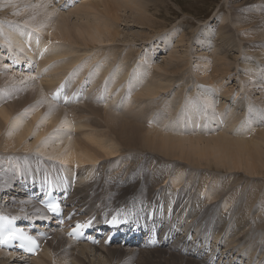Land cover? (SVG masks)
Instances as JSON below:
<instances>
[{"label": "rangeland", "instance_id": "obj_1", "mask_svg": "<svg viewBox=\"0 0 264 264\" xmlns=\"http://www.w3.org/2000/svg\"><path fill=\"white\" fill-rule=\"evenodd\" d=\"M47 1H49L50 3ZM93 1H95L96 3H106V1L110 0H15L14 4L17 6L13 8H17L16 10L18 14V17L15 16V19L18 18L15 21H10V19L8 20L9 17H14L13 14L9 13L7 15L8 18L4 15L2 16V9H4L6 4L9 5L10 0H7L5 4L2 3V6L0 5V78L2 79L1 81L4 80V82L0 81V108H6L7 106L10 107L13 102H15L16 100L18 101L19 99H25L27 95V100H23L20 105L21 108H18L20 110L18 114L20 115L19 118L24 117L22 118L24 119V121H26L24 124L30 123L32 121V117L29 116L30 107L31 109L33 108V106L42 107V102L36 101V93L38 89L40 87L43 89L45 86L47 87L49 84H51V82L61 79L63 81L60 80V84H57L58 82L54 84L52 83V87H48L49 89H47L44 95H41L42 97L40 96V98H46L47 100L52 101V104L59 105V109H62L65 112H70V116L68 114L67 120L71 119L70 121H72V126H74V124L76 123H84L85 117H81L80 113L76 116L75 114H78V112H72L73 109L75 111H79L80 107L81 109H84L83 111H90L91 108L95 106L93 108L98 107V109L101 110L104 114L106 111L110 110L113 115H116L118 117H121L125 114L130 115V113L132 114L133 111L136 112L143 108L142 110L145 111V114H148L144 118L143 124L138 125L144 126L147 130H150L152 128L158 131L161 130L165 134L174 132L173 134H182L184 138H193L194 135H197L198 137H201L203 139L205 138L202 145L205 143L207 144V142L205 141L216 138L219 132L223 130L230 132V135L233 136H235V134H242L243 136L246 135L248 141H250L251 138L255 141L258 140L257 145L260 153L255 160L246 159V167L241 166L239 169H230V167H228L227 165L226 168H218L214 163V159L210 157L208 160H204V163H206L207 166H204L202 168V166L196 165L197 162L189 163L185 160L177 159L178 161L176 162L178 163H176V165L185 167V169H187V172H185L184 168H182L176 176L170 179V184L174 188L180 190L184 185L185 180L189 176H192L197 172L206 173L205 175L209 176V178L207 189L201 194L202 198L206 201H202L203 204L212 203L215 197L213 196V194L208 192V187L210 189L218 188L222 183L224 186L228 184L227 187L225 186L227 188L226 190L233 193L232 195L235 197V199L231 200L232 203L230 202V204H228V207L223 209L221 207L217 210L213 209L212 207H208L210 208L209 212L220 213L217 215V217L214 216L213 213H211L208 220L210 221V223H215L217 220L216 218L221 217L219 219L223 223V235H226L228 239L231 240L232 237L230 235L235 234L237 236L238 244H228V242L226 243V241H223L221 239L217 243L221 242L222 245L216 246L212 241L211 244H208V252H212L213 249H219L222 250V253L227 254L231 249L235 248L236 250H233V254L239 253L241 250L244 251L243 253L245 254L249 252L250 249L256 248L257 242H264V224H262L259 220V215L261 213L264 214V139L260 134L261 132H264V96H262L264 94L259 93L258 95H253L252 93H250V88H247L249 87V85L247 84L250 83L251 85L253 82H259L260 85H264V64L260 65L255 59L251 57L250 54H245L243 47L245 46L257 49L258 45L264 46V37L262 34H256L254 37L252 35L253 29L258 27V23L260 21L264 20V0H155V2L153 0H140L144 3H147V5H150L149 13H146L145 16L147 20L151 22V25L153 27L151 26L148 28L146 26L143 27L136 24H134L136 25L135 27H128V25H133V23H130L132 21H125V19L120 21L113 17H110L108 15V12L103 7L105 4L100 3V7L98 9L90 10L87 4L92 3ZM38 4L41 7H43L42 4L49 5L50 7L48 6V11H54V14H52V16H50L49 18L51 23L57 21L59 19V16L62 17V15H70L67 23V26L69 27H73L75 26V24L76 26H81L82 24L84 25L85 21H93L95 23L101 22V24H99L104 29H108L111 32L117 31L120 36L117 37L115 42H111L110 44H106V42L104 44H93L87 41L88 38L79 37L74 32L73 36L75 38L73 37V42L61 44L62 46H55L58 48V51L67 48L68 50H70L67 52H70L71 55L69 53L67 57L58 58L60 62L57 59L53 60V62L51 61L47 63L49 65H47L44 60L42 61V57L39 58L40 60L34 57V60L30 61V58L26 57L21 49L12 44V41L8 38L7 32L3 29V27L8 26L10 28V26H13L12 28H14L16 25H25L27 23L25 21H27L26 16L28 14L31 13L32 18L39 14L35 11V8L38 7ZM23 7L25 8L23 9ZM22 11L25 12H23L25 15L21 17ZM118 15L122 16L123 13L120 12L118 13ZM128 16H130V14ZM128 16L125 15V17ZM237 21H240L241 23ZM224 25H227V27H229V33L226 34L224 39L225 41H222L214 35L216 33H219V31H221L220 29L225 27ZM45 28H47V26ZM31 29L32 30H30L29 35L31 40L34 39V33L38 35V38L43 35L41 29L37 27H31ZM15 31L18 32L17 30ZM248 33H250L251 36ZM5 35L7 36V38ZM47 37L49 39V45H47V48H50L52 46V43L56 41H53L55 40V38L53 37ZM141 37L145 40L142 41ZM42 39L43 40H33L31 45H27V49L31 46H39L40 48H43L44 45L47 44V40L43 36ZM59 43L62 42L59 41ZM199 43L200 45H198ZM203 46L205 47L203 48ZM47 48L46 50H48ZM75 52L77 53L76 56ZM185 52L187 55L184 54ZM98 54H101V58L98 57L94 61L96 64L93 62L94 65L88 67L89 72H87L86 78L81 81L78 78V75L80 73H86L87 71L85 70L87 68H85V63L83 60H86L87 62L90 57L95 58L94 55L98 56ZM17 55L24 59L21 63L16 62L18 59ZM78 56L82 57L81 59H83L79 62L78 66L70 70H67V68L55 70L57 62L61 63V61H65L66 59L68 60L71 57L78 58ZM106 57L110 59H107ZM171 58H173L174 60ZM220 58H223V60H220ZM106 60H109L108 63H112V67H110V74H107L105 78L101 75L96 76V73L92 70H96V68L100 66V64L105 63ZM169 60L170 62L173 61V64L183 62L180 65H184L181 68L184 70L180 69L177 72L165 71L166 73H164L163 70L159 69V66L165 65L169 62ZM207 63L209 65H207ZM245 65L246 68H244ZM117 66H119L120 69H124V74L122 79H119V81L117 80L116 83H113V81L111 80L115 78L116 74L118 75L119 72L116 70ZM208 67L211 68L209 69ZM226 68L230 69L228 74L225 73ZM92 72H94V75L90 77L89 73ZM207 74L210 76V80H207L205 78L206 76H208ZM95 77L98 78L95 80V82H93V78ZM143 77L147 78L146 83L148 81L157 82L161 80L162 82L167 83L169 87L166 88V91H161V93H159V95L155 97L136 98L135 93L139 91L134 90L131 93L129 86L131 85V82L134 81V79H142ZM118 82L120 83L118 84ZM75 85L79 87V89H77L78 93L76 92L75 88V91L73 90V94H70V96L67 95ZM61 87H63L64 89L61 90V92L59 91V95H57V90H60ZM258 90H263L262 92L264 93L263 88H260ZM76 93L77 95L75 96V101L73 97ZM210 93L216 98V103L213 104L216 113H214L212 111V108L207 105V103L213 100V97L210 95ZM29 94V98L31 100L28 98ZM52 94L56 96L53 95L52 98ZM225 95H227L228 97H225ZM31 97L34 99H32ZM188 100H192L193 102H196V104H200V106L202 105L205 107L204 118H201V115H203L201 112L197 111L196 114L195 112H193L191 115H189L188 110L183 111L185 110V102H187ZM17 101L16 104H18ZM34 101H36L37 104ZM62 101L67 102L62 103ZM33 103H35L36 106ZM75 107H78V109ZM66 108H71V110L69 109L68 111ZM221 108L222 110H220ZM41 111L43 112V109H41ZM23 112L25 113L23 114ZM44 112L46 113L45 108ZM73 113H75V116L73 115ZM102 113L101 116L99 115V117H91L88 113H86V115L87 117L89 116L93 119L95 118L96 120L98 119V121L105 123L103 119L104 117H102ZM213 113L216 116L215 119H217V121H219L220 123L219 126L217 125L216 121H214L213 123H209L208 115L211 116ZM41 115H43V113ZM184 116H186L187 118L188 116H191V118L193 117L192 121L189 123L185 122L186 120L184 119ZM41 118L42 117L40 116L35 121V123L33 124L34 128L32 129H35V127L37 129L38 126L43 128L44 125L45 128L47 127L46 122L41 121ZM233 118L234 126L232 124L233 127L231 125L228 127L230 119ZM250 119L254 120V123H248L247 120ZM59 121H61V119ZM2 124L6 127H2V130L4 131L5 129V131H2L0 135V163H2V161H5V163H2V165H0V173L2 171L8 170L9 172L14 173V176L8 177L7 179H5L6 181H0V185H6L9 182L7 190H4L5 192H9L10 190L17 193L15 189L20 188L18 184H21L25 180V177L26 179L29 178L28 175L23 176V173L28 172L29 176L32 174L36 175L37 178H35V181H38V179H40L41 182L42 179L45 178V173L49 174L54 172L42 167L39 160L38 162H33L32 166L29 165L30 162L28 163V159H31L30 155L40 157V159L45 160L46 162L48 160H51V162L53 163L56 161L55 163H58V166L62 165L59 164L61 163L60 161L64 162V155H57L54 153L49 155V157H45L46 155L44 153H41L42 149H51L50 146L45 147L44 144L45 142H48L50 140V137L55 136L54 134H52L54 131L53 129H50L48 133H46L45 137H43L37 143H35L36 137L34 136V133H30L27 139L23 140L22 147L18 149L3 150L4 145L2 142L6 141L10 137L8 126H10L11 123H8L6 125L1 122L0 125L2 126ZM57 124L58 123H56L54 127L58 126ZM170 125H172V127ZM65 130L62 128L61 130H59V133L62 131L61 134L66 133L69 137L75 140L78 139L86 143H89V140L94 139L93 141L96 144L100 143L119 151L115 156L108 157L107 159L109 161L107 160L105 161V163L103 162V165H110L111 169H117L120 166H124L130 162L127 160V156H124V154H130V158H132V156H136L132 154L143 153L142 155H145V153H148L150 154V156H155L161 162H164L163 164H172L173 161L169 160V157H166L163 151L149 150L150 152H147L141 151L137 148L129 152L124 148V146L122 147V145L116 140V137L114 135L110 134L109 138L107 139V137H105L104 135L107 136V134L109 133L108 130L103 127H88L80 129H74L71 127L69 131L68 129L66 130L68 133ZM167 130L169 132H167ZM59 133H57L56 135L60 136L61 134ZM97 135H101L103 136V138L100 136L97 137ZM90 136L92 137V139L89 138ZM94 136H96V140H99L100 142L96 141ZM52 139L58 141L59 138ZM60 142L63 143V141ZM90 143L89 145H91L100 154H104L99 146ZM26 146H28V150H25ZM121 151H123V153ZM61 153H63V151L60 152V154ZM100 162L95 164L96 166H92V164H86L84 166H81V169H83V167L84 169L80 170L83 172L84 176L87 175L89 171H92L91 174L95 176L98 174ZM252 162H254V164L259 167L256 172L255 170L249 169L252 166ZM64 163L66 164L67 168L71 169L74 166V168L77 170L79 166L76 164L72 165L67 164L66 162ZM89 166H91V168ZM33 170H35V172H32ZM85 170H87V172ZM39 173H41L42 175H39ZM15 176H18V178H22L17 179L18 181L10 184L11 179ZM52 177H54V174L52 175ZM124 178L125 174L123 175V179ZM236 181L238 182V184ZM26 184H28L29 186L31 183L26 182ZM165 184H167V182H165ZM73 189H75V187ZM134 189V186H126L121 188L120 191L123 193H127L129 191H133ZM5 192H3V190L0 191V195H2V197H0V200H2V202L5 200ZM180 193H182V191ZM233 196L232 198H234ZM4 205H8V203ZM224 205L225 204H223V207ZM190 223L196 225L198 224L194 223L193 221H191ZM196 225L193 226V229L196 228ZM243 227L246 228L243 229ZM213 237L214 236L211 235L210 239ZM159 247L160 246H158V248ZM263 251L264 249H262V251L259 250L256 255H261ZM96 254H98L96 257H89L87 264H143V261L133 262L130 261L131 259L125 262H117L116 260H113L106 255L100 256L101 252ZM258 261L259 260H257L256 258H253L251 260V262L254 263ZM29 262L32 264H41L42 261L40 260V262L33 263L34 261L31 260ZM247 262L248 259H244V263L247 264ZM25 263L26 262H16L12 264ZM148 263L154 264L153 262ZM169 263L173 264V261L170 260Z\"/></svg>", "mask_w": 264, "mask_h": 264}, {"label": "bare ground", "instance_id": "obj_2", "mask_svg": "<svg viewBox=\"0 0 264 264\" xmlns=\"http://www.w3.org/2000/svg\"><path fill=\"white\" fill-rule=\"evenodd\" d=\"M6 1L0 0V5L2 6L3 5L2 3L5 4ZM14 1L15 0H10L9 5L6 4L4 9H2V16L4 15L7 17L9 13L14 15V17L12 18L7 17L8 20L10 19V21L11 20L15 21L18 19V18L15 19V16L18 17V14L16 10L17 8H13L17 6L14 4ZM143 1H140V0H110V1H106V3L104 2L96 3L95 1H93L92 3H88L87 6L90 8V10H96L100 7V3L105 4L103 7L108 12V15L110 17H113L120 21L123 19H125V21H129V20L132 21L130 23H133V25L132 24L128 25V27H135L136 25H141L143 27L146 26L148 28V27H151L152 25H151V22L147 20L145 15L146 13H149L150 5H147V3H144ZM153 1L155 2V0ZM40 5H41V2H40ZM40 5L38 4V7L35 8V11L39 14L35 13L37 15L34 16V18L31 17L32 16L31 13L28 14L26 16L27 21L25 22L27 23L25 25L23 26L16 25L14 28H12L13 26H10V28L8 26L3 27V29L6 30L7 32L8 38L12 41V44L18 47L19 49H21V51L24 52V55L30 58V61H33L34 57L38 59L42 57L41 58L42 61L44 60V62H46L47 64L51 61L53 62V60H56V59L58 60V58L67 57L68 54L70 53V52L68 53L67 51H70V50H68L67 48H64L61 51H58V48L55 46L61 45L64 43L66 44L69 42H73L75 38L73 36L74 32L79 37L88 38L87 41L93 44H104L105 42L106 44L107 43L110 44L111 42H115L117 37L120 36V34L117 31L111 32L108 29H104L100 25L101 22L95 23L93 21L92 22L85 21L84 25L82 24L81 26H76L75 24V26L69 27L67 26V23L70 18V15H62V17L58 15L59 19L55 21L54 23H51L49 18L50 16H52V14H54V11L53 10L48 11L49 5L42 4L43 7H41ZM24 8L25 7H23V9ZM23 12L24 11H22V14L19 13L21 14V17L25 15L24 14L25 12L24 13ZM120 12L123 13L122 16L118 15V13ZM129 14L130 16H128ZM125 15H127L128 17H125ZM240 21H237V22H240ZM30 26L37 27L42 30L41 31L43 34L42 36L45 37V39L47 40V44H45L43 48H40L39 46H34V47L31 46L30 48L27 49V45L28 46L31 45L33 40H36V39L43 40L42 36L38 38V35L36 33H34L33 35L34 39L31 40L29 35H30V30L32 29ZM46 26L47 28H45ZM15 30H17L18 32H16ZM220 30L221 31H219V33H216L214 36L218 37L219 40L223 41L225 39L226 34L229 33V27H227L226 25ZM252 32H253L252 34L253 37L256 34H262L264 37V20L260 21L258 23V27L254 28ZM47 36L51 38L52 37L55 38V40L53 41H56L52 43V46L50 48H47V45H49L48 43L49 39ZM144 40L145 39H142V41ZM59 41H61L62 43H59ZM197 42H202V41H197ZM198 45H200V43ZM204 47L205 46H203V48ZM46 48L48 50H46ZM243 48H244L245 54H250L251 57L255 59L260 65L264 64V46L258 45L257 49L245 47V46ZM184 54H186V52ZM76 55L77 53L75 54V56ZM100 56L101 54H98V56L94 55L95 58L90 57L87 60V62L86 60L81 59L82 57H79V56L78 58L71 57L68 60L64 59L65 61H61V63H58V62L56 63L57 65L55 67V70H60L63 68H67V70H70L78 66L79 62L83 60L85 63L84 66L85 68H87L85 70L87 71L86 73L84 72V73H80L79 75L77 74L78 78L82 81L83 79L86 78L87 72H89L88 67H91L92 65H94L95 63L94 61L98 57L101 58ZM17 57L19 60L17 59L16 62L21 63L22 60H24L19 55H17ZM107 59H110V58H107ZM221 59L223 60V58H220V60ZM108 61L106 60L105 63L100 64V66H98L96 70L95 69L92 70L96 73V76L101 75L102 77L105 78L107 74H110V69H111L110 67H112V63L110 64L108 63ZM172 62L173 61L170 62L169 60V62L166 63L165 65L159 66V69L163 70L164 73L177 72L184 66V65L183 66L180 65L183 62H178L176 64H173ZM207 65L209 64L207 63ZM223 66H226V65H223ZM116 68L115 69L119 72H118V75L116 74V77L111 80L113 81V83L114 82L116 83L117 80L119 81V79H122L123 74H124L123 68L120 69L119 66H117ZM208 68L210 69L211 67H208ZM244 68H246V65L244 66ZM181 70H184V69H181ZM225 70H226L225 71L226 74H228V72L230 71L229 68H226ZM94 72L89 73V76L91 77L92 75H94L93 74ZM208 76H206L205 78L207 80H210V76L209 77ZM97 78L98 77L93 78L94 80L93 82H95ZM1 80L2 79L0 78V81ZM60 80L61 79L53 81L47 87L43 86L44 87L43 89L40 87L41 89L39 88L38 91L36 90L37 91L36 101L42 102L41 103L42 107L40 106L34 107L33 105H31L33 106V108L31 109L30 107L29 109L30 111L29 116L32 117V121L30 123L24 124L26 122L24 121V119H22L24 117L19 118L20 115L18 114L20 112L18 108H21L20 105L23 100L24 101L25 99L27 100L26 98L27 95L25 99H21V100L19 99L20 101L19 100L17 101L15 99L18 102V104H16V101H15L13 102V104H11V106L9 105L10 107L7 106L6 108L5 107L0 108V123L2 122L6 125L8 123H11L10 126H8L9 128L8 132H10V137L7 140L5 138L6 141L2 142L4 145L3 150L18 149L22 147L23 140H26L30 133L31 134L34 133V136L36 137L35 143H37L43 137H45L46 133H48L50 129H53L54 131L52 134H54L55 136L50 137L51 141L49 140L48 142H45L44 144L45 147L50 146L51 149L50 148L49 150L42 149L41 153H44L46 155L45 157L47 156L49 157V155L54 154V153L57 155H64L65 156L63 158L64 162H66L67 164H72V165L76 164L80 166V167L78 166L77 168V172L80 176L79 181L77 183L78 185L76 184L75 189H73L72 188L73 184L70 181L69 198L65 202L66 211L68 213L75 211V216L72 219V221L67 222L65 226L74 225L76 221H88L89 222L93 220L94 226L97 228V227H100L103 223L107 222L110 219L111 215H113L114 213H117L120 216H124L132 220L133 219L136 220L137 225L142 224V228H141L142 230H145L147 227L152 228L153 226H155V228L158 230V233H159V236L157 234V237H159L160 247L159 248L158 246L154 248L148 247V245L145 244L144 239L138 240L137 238H134L128 243H125V239H121L117 241L118 243L110 247H107L104 245L105 239L101 240V243L99 246L97 245L92 246L86 243L73 242L71 239L66 238V232L62 231L60 229V226H57L58 221L47 219L44 210L39 205V202L31 198L32 190H33L32 188L34 187L38 188L41 182H40V179H38V181H35V178H37L36 175L32 174L29 176V173L26 172V173H23V176L28 175L29 178L26 179L25 177V180L21 184H18L20 188L15 189L17 193L12 192L10 190L9 192L4 191V190H7L8 188L7 186H9L8 185L9 182L8 183L5 182L7 183L6 185L5 184H2L3 186L0 185V188H1L0 191L3 190V192H5L4 193L5 200L3 202L2 200H0V214H4L6 216H9L10 218H16L19 221L20 225H22L24 228H27V229L34 228L37 230V232H40V231L44 232L46 234V237L42 240L43 252L40 255H38L37 258H27L21 255H16L15 253H10V252L0 250V264H12L16 262H22V263L26 262L25 264H32L29 262L31 260L34 261L33 263L40 262L41 260L42 261L41 264H87L89 257H96L98 255L96 253H99V252H101L100 256L106 255L110 257L111 259L116 260L117 262H125L131 259L130 261H133V262L143 261V264L145 263L147 264L148 262H153L154 264H170L169 263L170 260L173 261V264H238V263L245 264L244 259H248L247 264H264V251L261 255L260 254L256 255V253H258L259 250L262 251V249H264V242L263 243L257 242V247L250 249V251L245 254L243 253L244 251L242 250L239 253L233 254V250L234 251L236 250L235 248L231 249L227 254L222 253V250H219V249H216V250L213 249L212 252H208L209 251L208 244H211L212 241H213V244L215 243L216 246L222 245L221 242L217 243L221 239L223 241H226V243L228 242V244L237 243V236L235 234L230 235L232 237L231 240H229L226 235H223V232H224V230L222 231L223 223L219 219L221 217L216 218L217 220L215 223H210V221L208 220V218H210L211 213H213V215L216 217L218 214H220V213L209 212L210 208L208 207H212L213 209H216V210L221 207L223 209V208L228 207V204H230L231 200L235 199V197L232 195L233 193L226 190L227 189L226 187L228 184L225 185L226 187L223 185V183L220 184L218 188L210 189L208 187V192L213 194V196L215 197H214L213 202L210 204L206 203L207 205L203 204L202 201H205V200L201 196L202 192H205L208 186L209 176L205 175L206 173L197 172L196 174L189 176L185 180L184 185L182 186L180 190L174 188L170 184V179L176 176L177 173L182 168H184V171L187 172V169H185V167H182L181 165H176V163H178L176 162L178 161L177 159L185 160L186 162H189V163L197 162L196 165L202 166L203 168L204 166H207L206 163H204V160H208L210 157H212V159H214L215 162L213 160L212 161L215 163L216 167L218 168L219 167L226 168L228 165L230 169L231 168L239 169L241 166L246 167V164H245L246 159L255 160L257 156L259 155L260 150L257 145L258 140L255 141L254 139L251 138L250 141H248L246 135L243 136L242 134L241 135L235 134V136H233V135H230L231 134L230 132L223 130L219 132L216 138L211 139L209 141H205L207 142V144L205 143L202 145V143H204L203 141L205 138L203 139L201 137H198L197 135H194L193 138L192 137L184 138L182 134L181 135H178L177 133L173 134L174 132L165 134L161 130L158 131L152 128L150 130H147L144 126L138 125V124H143V120L148 114V113L145 114V111L142 110L143 108H141L139 111H136V112L133 111V113L132 114L130 113V115L125 114L121 117L120 116L118 117L116 115H113L110 110L106 111L104 114L102 113L101 110L98 109V107L93 108L95 106H93L90 111L88 110L83 111L84 109L83 108L81 109V107L79 111H75L73 109L74 108L73 106V108L71 107L73 109L72 112H78V114L73 113V115L75 114L77 116L80 113L81 117H85V120H84V123H79V124L76 123L74 124V126H72V121H70L71 119L67 120L68 114L70 112H65L64 110L59 109L60 108L59 105L52 104V101L47 100L46 98L45 99L40 98V96L44 95L45 91L51 88L54 83L58 82L57 84H60V82L63 81V80L61 81ZM146 81H147V78L143 77L142 79L141 78L134 79V81L131 82V85L129 86L131 93L134 90L139 91L135 93L136 98H139V97L152 98V97L159 95L161 91H166V88L169 87L167 83H164L161 80L157 82L148 81L147 83ZM1 82H4V80ZM119 83L120 82H118V84ZM252 84L251 85L250 83L247 84L249 85V87L247 88H250V93H252L253 95L255 94L258 95L259 93L264 94L262 92L263 90L262 91L258 90L260 88L264 89L263 84L260 85L259 82H253ZM73 87L70 90L69 94L67 95L70 96V94H73V90L75 88H76V92L78 93L77 89H79V87L77 85ZM77 93L74 94V97H73L75 100H76L75 96L77 95ZM210 95L213 97V100L207 103V105L212 108V111L214 113H216L214 105H213L214 103H216L215 101L216 98L211 93ZM29 96L30 94L28 95V98ZM226 96L227 95H225V97ZM36 101L34 102L37 104ZM35 103L33 104L35 105ZM128 103H127V106H128ZM184 106H185L184 107L185 110L183 111L188 110L189 115H191L193 112H195L196 114V112L198 111L203 114L201 115V118H204V115H205L204 106L202 105L200 106V104H196V102H193L192 100H188L187 102H185ZM44 108L46 109V113L44 112ZM71 108L69 109L71 110ZM75 108L78 109V107H75ZM41 109H43V112L41 111ZM66 109L69 111L68 108ZM220 110H222V108ZM24 113L25 112H23V114ZM42 113L43 115H41ZM86 113H88L91 117L92 116L99 117V115L101 116V113H102L103 114L102 117H104L103 119L105 123L98 121V119L97 120L95 118L93 119L89 116H88L89 117L88 119ZM214 113L211 116L208 115L209 123L210 122L213 123L214 121H216L217 125L219 126L220 123L219 121H217V119H215L216 116L214 115ZM40 116L42 117L41 121H45L47 127L45 128L44 127L45 125H44L43 128L38 126L37 129L36 127L35 129H32L34 128L33 124ZM59 118L61 119V121H59L60 120ZM192 118L191 116L190 117L188 116V118L184 116V119L186 120L185 122L187 123L191 122ZM253 121L254 120H251V119L247 120L248 123H254ZM233 122H234V118L230 119V122L228 123V127L230 125L232 126ZM56 123H58L57 124L58 126L54 127ZM4 126L3 124L2 126L0 125L1 127L0 135H1V132L3 131L2 127ZM170 126L172 127V125ZM71 127L74 129L88 128V127L106 128L109 134H107V136L106 135L104 136L107 137L108 139L110 134L114 135L116 137V140L120 142L122 147L124 146V148L127 149L129 152L137 148L140 149L141 151H147V152L156 151V150L163 151L164 155L166 157H169V160H173L172 164L171 163L163 164L164 162H161L155 156L154 157L150 156V154L148 153H145V155H142L143 153L142 154L136 153V154H132V155H136V156H132V158H130V154H126V155L124 154V156H127V160L130 162L124 166H120L117 169H111L110 165H106V164L103 165V162L105 163V161L108 160L107 159L108 157L115 156L119 151H117L116 149L107 147L100 143L96 144L93 141L94 139H92V137L90 136L89 138L92 140H89V143L91 142L99 146L101 151H103L104 153L102 155L97 150H95L91 145H89V143L80 141L78 139L75 140L69 137L66 133H63V134H66V135H63L61 134L62 131L59 133V130H61L62 128L64 130L68 129L69 131ZM167 132L169 131L167 130ZM57 133L61 135L60 136L56 135ZM260 134L263 136V139H264V132H261ZM99 136L103 138V136L101 135ZM99 136L97 135V137ZM95 137L96 136H94V138ZM52 138H59V139L58 141H55ZM60 141H63V143ZM96 141H99V140H96ZM27 148L28 146L25 147V150H28ZM62 151L63 153L60 154V152ZM121 152L123 153V151ZM30 158L31 159H28V163L30 162L29 165L32 166L33 162L35 163L36 161L38 162L39 160L42 167L46 168L47 170L54 171L55 173L54 172L49 173L51 176L54 174V177H52L54 180H57L56 173L61 174V176L63 174L65 175L68 174L71 180H72V177H75L74 166L71 169V168H67L66 164L62 161H60L61 163H59L62 165L58 166V163H55L56 161L54 163L51 162V160H48L46 162L45 160L40 159V157H36L33 155H30ZM101 159H104V160H101ZM99 162H100L99 171L97 175L93 176V174H91L92 171H89L87 175L85 176L83 175V172L81 170H83L84 167L83 169H81V166H84L86 164H92V166H94L95 164ZM2 163H5V161H2ZM2 163H0V165H2ZM251 165L252 166L249 169L255 170V172L257 169H259V167L255 165L254 162H252ZM89 167L91 168V166ZM85 171L87 172V170ZM32 172H35V170H33ZM40 174L41 173H39V175ZM124 174H125V178L123 179ZM10 176H14V173L9 172V170L2 171L0 173V181L3 182V180L7 179ZM20 178L22 177L18 178V176H15L14 178L11 179L10 184L18 181L17 179H20ZM26 182L27 183L30 182L31 186L30 185L28 186ZM165 182H167V184H165ZM126 186H134L135 189L127 193L121 192L120 189ZM181 191L182 193H180ZM232 196L234 198H232ZM0 197H2V195H0ZM6 203H8V205H4ZM223 204H225L224 207H223ZM153 209H154V216L150 220H147L149 213ZM163 210H164V214L163 215L159 214V212L160 211L162 212ZM106 217H107V220H104ZM144 219L146 221H144ZM259 220L262 224H264V214L263 213L259 215ZM47 221H50L52 223L50 227L47 226ZM191 221H193L194 223H198V224L197 225L192 224L190 223ZM189 223L192 225H190ZM135 224L136 223H133V224L130 223L128 224V226L132 227ZM194 225H196L195 229H193ZM244 228L246 227H243V229ZM35 234L34 236H36ZM151 235L152 233L149 234V236ZM211 235H213L214 237L210 239ZM216 258L219 260V262ZM253 258H256L259 261L256 263L251 262Z\"/></svg>", "mask_w": 264, "mask_h": 264}, {"label": "snow or ice", "instance_id": "obj_3", "mask_svg": "<svg viewBox=\"0 0 264 264\" xmlns=\"http://www.w3.org/2000/svg\"><path fill=\"white\" fill-rule=\"evenodd\" d=\"M49 208L51 211L55 212L59 210V205L51 204L49 205ZM85 226H90V222L88 225H81V227ZM16 239L26 241L27 244L21 246L26 247L28 251H32V246L35 245V240L31 236H25L23 233L8 227L6 224H0V245H8L11 241Z\"/></svg>", "mask_w": 264, "mask_h": 264}]
</instances>
